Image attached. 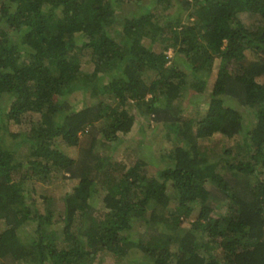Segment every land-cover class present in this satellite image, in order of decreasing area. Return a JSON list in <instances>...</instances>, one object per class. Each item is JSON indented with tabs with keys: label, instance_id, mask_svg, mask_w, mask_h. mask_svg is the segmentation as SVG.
<instances>
[{
	"label": "trees",
	"instance_id": "obj_1",
	"mask_svg": "<svg viewBox=\"0 0 264 264\" xmlns=\"http://www.w3.org/2000/svg\"><path fill=\"white\" fill-rule=\"evenodd\" d=\"M8 2L12 11L0 27V128L29 122L13 144L31 150L18 157L0 135V264H96L103 255L120 264L133 250L146 259L126 264H264V0ZM128 4L143 13L127 16L120 8ZM6 27L24 35L12 41ZM158 40L160 51L153 49ZM169 49L180 61L170 62ZM85 53L93 67L80 74ZM212 54L220 60L206 111L184 119L170 102L182 98L188 75L204 91ZM77 87H88L97 102L76 109L56 100ZM231 98L249 106L254 126L234 145L204 143L214 133L230 139L243 131ZM130 101L173 126L167 164L155 177L143 160L122 163L107 153L132 127ZM60 142L79 148L77 157ZM54 169L77 179L58 218L24 194L27 181L48 184ZM98 190L100 208L92 201ZM194 204L197 213L183 227ZM27 223L34 224L30 236L21 233ZM136 223L144 228L139 236Z\"/></svg>",
	"mask_w": 264,
	"mask_h": 264
},
{
	"label": "rangeland",
	"instance_id": "obj_2",
	"mask_svg": "<svg viewBox=\"0 0 264 264\" xmlns=\"http://www.w3.org/2000/svg\"><path fill=\"white\" fill-rule=\"evenodd\" d=\"M177 5L178 4L175 3V8L173 7L172 10H169L170 13L172 11H175V9L178 7ZM12 7L13 6H11L9 2L5 3V0H0V27H4V21L6 18L3 16L10 14H6V12H11ZM120 9L124 14H127V16L130 17L140 16L143 13V10L140 7H137L136 4L124 5ZM186 14L187 12L183 13V21L185 20ZM238 15L240 19L243 20L246 28L254 29L255 22L253 19L250 18L247 13L239 12ZM3 29L7 32V37L12 41H17L21 39V37L24 35V33L22 32L24 30L23 28H18L14 30L10 29L9 27H6ZM77 39L79 40V42H82L83 40L81 37L78 38V36ZM144 43L147 45L148 42L144 41ZM161 48L162 46L159 40L158 42H155L153 44V49H155L156 51H160ZM167 55L171 63L175 61L177 62V59L178 61H180L181 59L180 55H173V51L171 49L167 51ZM219 60L220 59L217 56L212 54V60L209 65L210 76L204 81V91H197V86L195 85L194 78H191V76L188 75L187 83L185 85H182L181 88L183 91L182 98L170 102L171 106H175L179 109V115L182 118L199 119L202 115H204L208 105L211 88L219 66ZM79 62L80 69L78 73L84 74L92 70L93 64L89 60L88 55L86 53L83 56L81 55ZM1 98L3 104L2 107L6 108L10 100L5 95ZM97 99L98 96L93 94L88 87H77L75 90L68 92L62 98H56L57 101L67 100L68 103L76 109L83 108L84 106H87L89 104H94L97 102ZM227 103L231 104L233 107L241 111L243 118V131L240 132V135L238 137H233L230 139L223 137L220 133H214L204 143H224L227 146L234 145L238 139H241V137H245L246 130L254 126L255 117L252 114V110L249 108V106H242L234 99L227 100ZM127 107L129 109V112L134 117L132 127L129 132L118 134L117 140L113 143L115 145V148L112 151H110V148H107V153H110V155L114 159L119 160L122 163H129L130 158L141 159L146 164L145 169L148 175L151 177H155L156 171L161 170L167 164L165 155L169 150L170 146L172 145L171 139L172 136H174V133L171 127L173 126H169L168 124L161 122L158 117H153L152 114L144 112L143 108L140 109L136 107L131 101ZM37 118V114H33L31 117L32 120H36ZM6 125V130L0 128V135L3 138V141H5V144H7L6 147L9 149H13L16 156L24 158V156L31 150L30 145L28 143H20L18 146H15L13 144V141L20 140L19 135L22 133L25 134L26 131L29 130L30 123L25 122L22 124H15L12 122H7ZM10 133H13V135L16 134V136L14 137ZM217 147L218 149H221L220 145H217ZM58 148L73 157H77L76 155L80 150L77 147H70L62 142L58 144ZM96 149H101L100 143L97 144ZM127 158L128 160H126ZM54 171L55 174L49 180L48 184H42L36 181H27L24 185V194L26 196L27 203L32 202L41 213H43L44 210L49 207L53 211L55 218H58V215L60 214L63 208L62 200L68 195H70V193H72L73 187L77 184V179L69 178L68 176H63L62 172L58 169H54ZM168 192H170V190ZM101 196L102 191L98 190L95 192L92 199L94 207H102V203L100 200ZM221 204L218 205L216 208L218 211L223 210L224 206H222ZM171 205L174 206V202H172ZM193 208L194 211L192 212L190 218L181 219L183 227H188L190 225L191 219L195 217L198 205L194 204ZM3 228L4 225L2 221H0V231ZM33 229L34 224L27 223L23 225L21 233L22 235L30 236L33 234ZM143 233L144 228L140 224L136 223L135 228L133 229V235L139 236ZM145 259L146 258L145 256H143L141 251L133 250L125 258H123L120 264L134 263L135 261L133 260L144 261ZM96 264H119V262H116L115 259L110 255H103Z\"/></svg>",
	"mask_w": 264,
	"mask_h": 264
}]
</instances>
